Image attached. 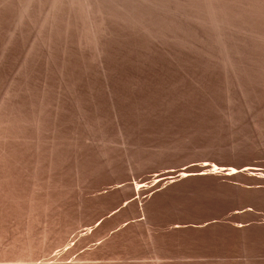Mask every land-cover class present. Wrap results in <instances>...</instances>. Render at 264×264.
I'll return each instance as SVG.
<instances>
[{
    "label": "rangeland",
    "instance_id": "obj_1",
    "mask_svg": "<svg viewBox=\"0 0 264 264\" xmlns=\"http://www.w3.org/2000/svg\"><path fill=\"white\" fill-rule=\"evenodd\" d=\"M9 11L0 15V106H6L0 108V129L4 128L0 135L6 133L0 136V160H9L7 166L0 164V264H12L16 258L22 263L15 264H42L39 261L51 254H42L39 246L54 229L67 223L73 225L63 227L68 236L60 228L67 237L61 235L65 242L51 251L66 248V252L90 254L93 249L95 253L92 241H86L84 248L72 242L80 231L74 222L80 214L86 217L88 210L94 219L87 215V227L94 222L97 229L106 227L110 239H123L127 233L121 216L126 211L138 215L130 222L142 219L135 228L143 233L115 239L116 243L112 240L114 244L102 256L83 260L85 263L264 264V90L258 81L224 75L223 69L185 54L179 56L178 72L172 75L163 54L142 56L133 46L120 42L111 45L103 64L89 49L84 59L67 50L64 53L60 46V52L55 48L43 53L33 50L32 42L38 40H34L33 27L21 32L24 35L16 34L15 10ZM5 38L11 45L6 49ZM124 46L131 49L125 47L128 51H124ZM3 147L12 154H4V161ZM201 163L215 169L208 170L206 176L198 169L179 173L183 167L195 168ZM193 173L198 175L193 177ZM136 180H142L140 184L146 186L143 190H149L145 191L148 194L135 199L123 197L127 206L116 202L122 198V189L134 186ZM149 204L153 206L150 212H141ZM100 211L112 217L107 220L113 224L99 221L103 215ZM235 220L242 222L241 230L244 226L240 233L233 231ZM176 224L187 227L177 232ZM201 224L203 230L192 228ZM69 244L76 249L70 250ZM48 262L62 264H43Z\"/></svg>",
    "mask_w": 264,
    "mask_h": 264
},
{
    "label": "bare ground",
    "instance_id": "obj_2",
    "mask_svg": "<svg viewBox=\"0 0 264 264\" xmlns=\"http://www.w3.org/2000/svg\"><path fill=\"white\" fill-rule=\"evenodd\" d=\"M12 9H13V11L15 10L14 14H16L15 15L16 17L14 18L15 19V21H14L15 24H13V25H15V28L13 30H16L15 32L18 31L16 34H18V35L21 34L22 35L23 33H21V32H23L24 30L26 31L27 28H31V27L34 28L35 33H36L35 36L37 37V38H34V40L38 39L37 41H35L38 44V46H37L38 48L34 47L37 44H34L35 42L32 40L33 41L32 44H33V48L34 49L32 48V44H31L30 47L33 50H35V49L38 50L39 49L43 53L44 52L48 53V52L52 51L55 48L58 49L59 48L58 46H60V47H62L63 50H65L64 53L67 50V52H70L71 54H74L77 57H81V58L84 57L85 55H87V52L90 50L91 54L93 53V55L95 56L94 59L97 58L100 61V63H101V62L105 61L104 59L106 58L107 55H109L108 53L111 52V50H110L111 47H112L111 45L114 42H120V43H123V44H126V45L133 46L136 49V51L138 52V54H140L142 56L148 55V54L153 53V52H154V54H157V53L163 54L164 56H166V67H167V70L172 75H174V74L176 75L177 72H178L177 64H178L179 56H181V54L182 55L185 54L187 56L197 58L200 62H202V64L209 65V66H214V68L219 67V68L223 69L224 75L228 74L230 77H239L240 80L241 79L242 80L251 79V81L252 80L258 81V85H261V90H264V0H0V15H2L3 11H6V10H8V11L11 10L12 11ZM14 14H13V16H14ZM7 18H9V16H7ZM0 19H2V18H0ZM12 23H13V21H12ZM0 26H1V23H0ZM28 30H30V29H28ZM34 30H33V32H34ZM12 32H10V33L12 35L14 34V37H15L16 36L15 32H13V33ZM12 35L10 36V38L13 37ZM28 35H29V33H28ZM30 37L32 38V36H30ZM6 38H5V42L7 40ZM10 38L8 37L9 41L10 40L12 41V39H10ZM21 38H22V36H21ZM18 40H20V39H18ZM9 41L7 40L8 43H6V46L4 44V46H5L4 48L5 49L11 46ZM13 41H15V40H13ZM11 44H12V42H11ZM15 44H17V43L15 42L13 45H15ZM8 45H10V46H8ZM17 46H19V45H17ZM24 46H25V42H24L23 47ZM116 46H118V45H116ZM125 47L127 49H131L128 46H124V48H123L124 51H128ZM30 49H28L29 50L28 52H31ZM87 49H89V50H87ZM120 49H121V47H120ZM114 50H113V52H114ZM132 51H134V50H132ZM8 52H10V51H8ZM28 52H27V56H28V54L30 55V53H28ZM58 52H60L59 49H58ZM24 53H25V51H24ZM2 54L4 56V53H2ZM37 54H36V56L39 57L40 53L38 55ZM31 55H33V54L31 53ZM114 57H115V55L113 56V58ZM40 58H42V57H40ZM47 58H48V56H47ZM52 58H53V56H52ZM52 58H51V60H52ZM107 58H109V57H107ZM140 58H141V56H140ZM30 59H31V57H30ZM71 59H73V58H71ZM82 59H84V58H82ZM87 59H89V58H87ZM164 59H165V57H164ZM5 60H7V59H5ZM142 60L144 61V59H142ZM0 61H2V60H0ZM47 61H49V60L47 59ZM47 61H46V63L48 64ZM146 61H148V60H146ZM53 62L54 61H52V63ZM94 62H93V64H94ZM97 63L98 62H96V65H97ZM101 64H103V63H101ZM24 65H25V62H24ZM142 65H145V64H142ZM48 66H49V64H48ZM101 67L103 68L102 65H101ZM20 68L22 69L23 66L22 67L20 66ZM20 68H19V70H20ZM24 68H26V67L24 66ZM98 68H100V67H98ZM46 69H47V67H46ZM25 70H27V69H25ZM86 70L87 69H85V71ZM103 70H105V69H103ZM128 71H130V70H128ZM74 72H77V71L75 70ZM98 72H100V71H98ZM30 73H32V72H30ZM1 74H2V72H1ZM17 74H18V72H17ZM26 75H25V77H26ZM104 75H105V73H104ZM14 76L16 77L17 75H14ZM19 76L20 75H18V77ZM35 78H36V76H35ZM105 80H107V79L105 78ZM80 84H82V83H80ZM237 84H239V83H237ZM8 85H12L11 82ZM15 85H13V86H15ZM22 86H24V84ZM11 88L12 87H10V89ZM20 88H23V87H20ZM60 89H62V88H60ZM108 90H110V89H108ZM7 92H6V94H7ZM9 92H10V90H9ZM9 95H11V94H9ZM7 96H8V94H7ZM58 96L60 97L61 95H58ZM17 97H19V96H17ZM2 100H3V98H2ZM2 105L0 106V108L2 107ZM13 105H14V103H13ZM59 106H58V108H59ZM4 107H6V106H4ZM31 110H32V108H31ZM57 114H58V110H57ZM45 118H47V117L45 116L44 119ZM8 120H10V119H8ZM44 122H42V123H44ZM1 123H3V119H2V121H0V124ZM23 123H24V121H23ZM34 123H35V121H34ZM12 126H14V125L12 124ZM0 127H3V125L1 124ZM19 128H20V126H19ZM2 129H4V128H1L0 130H2ZM7 130H8V128H7ZM2 133H4V131ZM4 134H6V133H4ZM4 134H2V135H4ZM2 135H0V136H2ZM7 136H8V134H7ZM4 137H5V135H4ZM11 138H12V135H11ZM3 149H4L3 155L4 154L6 155L7 153L10 152L6 147L5 148L3 147ZM10 154L11 153H9L8 156ZM5 155H4L3 161L5 160ZM1 156H2V154H1ZM7 159H10V157L7 158ZM1 160H0V164L2 163V166H3V164H4V166L8 165L7 161H9V160H5L6 162L5 161L1 162ZM0 167H1V165H0ZM213 168L215 169V166L207 168L204 163H201V164L197 165V167H195V168H184L183 167L182 169H180L179 173H181V170H182V173H183L184 171H189L190 172L192 170L198 169V170H202L203 171V174H201V172H200L201 175L206 176V174L209 175V173L207 171L210 170V169H213ZM154 173L156 174V172H154ZM163 173H165V172H163ZM166 173H168V172H166ZM172 173H174V172L172 171ZM175 173H178V171L175 172ZM191 175H192V173H191ZM194 175H195V173H193V177H194ZM196 175H198V174H196ZM154 176H156V175H154ZM160 176H162V175L160 174ZM160 176H158V177H160ZM174 176H176V175H174ZM187 176H189V175H187ZM187 176L185 175V177H187ZM199 176H198V178L201 177V176L200 177ZM214 176L217 177L218 175L216 174ZM189 177H191V176H189ZM162 178H161V180H159V182L162 181ZM172 178H173L172 180H174V177H172ZM195 178H197V177H195ZM163 179H165V178H163ZM166 179L168 180V178H166ZM166 179H165V181H166ZM169 180H170V178H169ZM175 180L177 181L178 179L175 178ZM140 182L139 181L137 182V180H136V182L134 183V186H132V187L126 186L125 189L123 188L122 190H124V193L121 195L122 198H119L118 201H116V202L122 203V205L125 204V206H127L128 205V204H126L127 203L126 202L127 198L125 199L123 197H127L128 196L130 198L133 197L135 199V197L139 198L141 195H145L146 196L148 194V193L145 194V191L147 189H145V191L143 190L146 186L144 188H142L143 186H142V184H140ZM169 183L170 182H168V184ZM165 184L163 183L162 185H165ZM157 185H159V183ZM155 186H156V184H155ZM148 187H150V185ZM152 187H154V186H152ZM115 188H116V186H115ZM153 189L154 188H152L151 190L153 191ZM118 190L122 191L121 189H118ZM155 190H157V189H155ZM147 191H149V190H147ZM105 197L107 198V196H105ZM106 198H105V200H106ZM108 198H109V196H108ZM115 199H116V197H115ZM137 201L138 200H135L136 203H137ZM139 202L141 203L140 200H139ZM118 203H116V205ZM140 203H139V205H140ZM111 204H113V203H111ZM95 205H97V204H95ZM105 205H106V201H105ZM113 206H114V204H113ZM118 206H119V204H118ZM135 206H137V205H135ZM81 207H85V206H81ZM81 207H80V210H82ZM95 207L96 206H94V208ZM115 207H117V206H115ZM121 207H120V209H121ZM103 208H104V211L107 212L105 210V207H103ZM125 208H128V210H129V207H125ZM152 208H153V206L149 204L146 207V210L145 209L142 210L140 208L139 209L141 210V212L145 211V212L148 213V212H150V210ZM92 209H93V207H92ZM96 209L97 208H95V210ZM101 209L102 208H100V210ZM106 209H107V207H106ZM113 209L114 208H112V210ZM137 209H138V207H137ZM139 209H138V211H139ZM97 211H99V209ZM87 212L85 214L88 215L89 212L88 213ZM101 212H102L103 215L98 217V218H99V221L101 219V221L103 222V221L107 220L108 216H107V213L105 214V212L103 213V211H100V213ZM116 212L118 214L119 210H117ZM120 212H122V211L120 210ZM129 212L126 211V212H123V214L120 213V214H122L121 216L124 215V217H122V219L124 218L122 220V222L124 223V220H125V225L127 226V233L126 234L124 232L125 230L122 229V230H124L123 234H125L123 239L122 238L121 239H117L119 236H117V238H115L114 237L115 235H113L114 234L113 231H112L113 232L112 235H113L114 239H110L109 234L107 233L108 229L106 227H104V226L103 227H99V229H97L96 227H94L95 222H94V225L90 224L89 227L90 228L93 227V228H95L97 230L94 229L95 230L94 231L92 229V231H94V232L91 231L90 232L91 234H90L87 231V229L89 230L90 228L87 227V225H88L87 224V219H85L87 217V215L85 217V216L80 214V216H79L80 218L78 219V221L75 220L76 222H74V223L78 222L77 223V225H78L77 228L80 229V231L78 232V230H77L78 233L77 232L75 233L76 235L74 237V240L72 239L73 240L72 241L73 244L76 245V243H77L78 245H81L82 248H84L83 246L85 244H87L86 241L87 242L92 241V242H94V243H92V244H94L92 247L95 249V253H94L93 249H92L93 252L90 251L91 252L90 254L87 253L88 251L87 252L86 251L85 252H83V251L79 252V250H78L79 248L78 247H77L78 251L76 252V250H75L76 248L75 247L72 248L73 246H71L72 243H71V245L70 244L68 245V246H70L72 248V249L70 248V250H73V249L75 250V251H71L72 253H70L68 251L66 252V248H64L65 250L63 248H61L57 252H52L51 251V250H53L52 248L56 249L55 247H57V246L61 247L62 244L65 242V241H63L62 236L66 237V235L68 236V234H69V233L67 234V232L64 231V229L66 227H68L67 226L68 223L66 224V227L63 225L64 229H63V227H60L61 230H63V232L66 233V235L65 234L62 235L60 228L59 227H57V228L55 227L56 229H54L53 233L50 232L51 233L50 236L46 237L43 240V243L42 242H41L42 244L40 243L41 246H39V247H41V248H39V250H40V252L42 254H44V253L45 254H49L50 253L51 256H49L50 255L49 254L48 255L49 258L47 257L48 259L47 258L45 260L41 259V261H39V263L43 264V262L45 263L46 261H50L51 263L52 262H57L58 263V261H60L62 264H67L69 262H70L69 264H71V262H73L72 264H89L88 262L85 263V261L88 260V259L89 260L90 259L93 260L95 258L97 259V257L102 256L111 245L116 243L114 241L115 239L124 240V239L129 238V237L131 238L132 236H135L138 233H143L141 231L142 229L140 230L138 228L139 229L138 230V229L135 228L136 226H138V225H140L142 223V219L140 220V218H139L137 220L135 219L136 221L130 222L131 221L130 220L131 217L132 218H138V215L132 212L133 215L135 214L133 216ZM100 213L97 214V215H100ZM236 213H234V214L236 215ZM114 214H115V212H114ZM89 215H92L91 216L92 218L91 217L90 218L94 219L93 218V214L90 213ZM94 215H96L95 212H94ZM108 218H110V217H108ZM91 219H90V221H91ZM110 219L112 220V217ZM117 219H119V218H117ZM234 219H236V218H234ZM95 220H97V219H95ZM111 220H107V221H110L113 224V222ZM107 221H106V223H107ZM119 221H121V219ZM235 221H236L237 224L240 223V222L238 223L237 220H235ZM144 222H146V221H144ZM89 223H91V222H89ZM96 223H98V222H96ZM236 223H234V225ZM237 224L235 225V227H233V231H236V232L240 233V232L243 231L244 226H242L243 229L241 230L240 226H241L242 222L239 225H237ZM68 225H71V223H69ZM117 225H120V224H117ZM122 225L123 224H121L120 227H122ZM202 225H204V224H201V226H198L197 228L195 226L194 227L192 226V228L195 229V230H203ZM206 225H208V224L206 223ZM72 226L73 225H71L70 227L72 228ZM106 226H107V224H106ZM110 227H112V225ZM114 227L115 226H113V230H114ZM120 227H119V229H120ZM173 227H175L174 229L178 232V231H181V230H185L186 229L185 227H187V226L183 225V227H182V226L176 224ZM190 227H191V225H190ZM122 228H125V226H123ZM73 229H74V227H73ZM170 229H172V228H170ZM66 231H67V229H66ZM117 231L120 232L121 229H120V231L117 229ZM162 231H164V230H162ZM87 232L89 234L88 236H90V237L87 236ZM112 232H110V233H112ZM160 233H162V232H160ZM104 235H106V236L104 237ZM120 237H121V234H120ZM146 237H148L147 239L151 238L148 233H146ZM112 240L114 242L113 244H112ZM65 245H67V244H65ZM47 252H49V253H47ZM29 255H32V254H29ZM29 258H31V257H29ZM2 260L3 259H1V261ZM10 260H12V259H9L8 261H10ZM83 260H85V261H83ZM4 261L7 262V260H4ZM14 261L15 262L21 261V263H22V259H17L16 258V260H14ZM15 262H12V264L13 263L15 264ZM89 262H91V261H89ZM180 263H181V261H180ZM36 264H38V262ZM58 264H60V263H58Z\"/></svg>",
    "mask_w": 264,
    "mask_h": 264
},
{
    "label": "trees",
    "instance_id": "obj_3",
    "mask_svg": "<svg viewBox=\"0 0 264 264\" xmlns=\"http://www.w3.org/2000/svg\"><path fill=\"white\" fill-rule=\"evenodd\" d=\"M235 166H238V164H234Z\"/></svg>",
    "mask_w": 264,
    "mask_h": 264
}]
</instances>
